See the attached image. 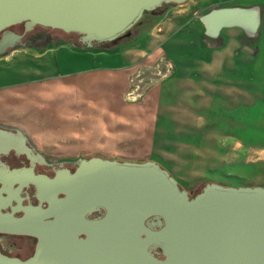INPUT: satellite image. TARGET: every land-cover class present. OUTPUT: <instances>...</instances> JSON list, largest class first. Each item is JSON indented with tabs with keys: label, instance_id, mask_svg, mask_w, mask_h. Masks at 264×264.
Masks as SVG:
<instances>
[{
	"label": "rangeland",
	"instance_id": "obj_1",
	"mask_svg": "<svg viewBox=\"0 0 264 264\" xmlns=\"http://www.w3.org/2000/svg\"><path fill=\"white\" fill-rule=\"evenodd\" d=\"M230 6L257 8L261 18L255 34L249 35L239 26L224 27L218 37L205 33L206 28L200 16L212 8ZM194 18L198 20H193ZM174 21L177 23L175 24ZM14 29L24 30V25L20 23ZM29 32H32V35L40 34L36 37L42 34L48 35L46 39L35 40L31 43L32 45L45 46L51 40L54 44L63 41L68 49L70 47L76 51L81 49L90 51L94 56L87 59L81 65L82 68L119 64L120 60L116 62L107 60L106 56L101 53L109 55L116 52L128 53L127 59H130L131 68L127 70L131 73L128 91L124 89L128 81L126 75L111 86L104 82L101 84L102 80L107 79V75L100 69L90 70L89 73L81 71L79 74L81 81L86 79L93 82L92 85L95 87L89 94H92V100L95 101L100 97L111 102L114 109L121 105L122 100L144 102L147 87L169 79L173 74L181 75L180 71H176V63L186 55L179 48L181 46L177 43L179 39H187V43H183L186 42L183 40L182 45L188 44L185 47L195 57H202V54L203 56L207 54L209 57L211 53L214 62L202 66L194 65L185 71L186 83L181 85L180 95L186 94L187 98L183 101L173 99L179 95L178 90L181 87L177 85L176 80H166L161 90L160 107L172 98L170 106L161 108L158 121L145 132L146 139L140 142L136 140L129 144L119 143L116 151L132 153L135 157L133 161L155 160L159 162L179 180V184L191 195L198 193L208 182L236 187L264 186V0H189L184 4L163 5L155 13L144 14L131 30L116 41L93 48L84 47L75 35H66L60 30L36 26ZM159 44L161 50L156 52ZM198 44L202 49L199 55ZM60 54L62 52L57 54L60 59L58 65L60 62L62 69L63 56ZM48 60L44 58L40 62ZM20 61V58L16 57L17 67L21 66L17 63ZM227 64L235 67L237 75L250 76L251 80L248 82H251V87L247 82H245L248 84L246 89L240 86L243 81H235L232 85L225 84L226 86L222 84L221 86L225 88L221 89V95L228 99L222 96L218 98L219 102H223L221 104L213 98L217 85L206 81L203 83L206 89L202 91L199 87L200 81H197L194 75L202 73L205 77L207 75L215 79L219 76L222 78L221 74L227 73ZM9 65L10 62H0L1 76H6L5 67ZM51 65L50 70L55 67L53 62ZM66 70L69 71L72 68ZM13 79L23 80L24 76L16 75ZM46 87L47 85H44L42 89L45 91ZM173 90L177 94H174L175 92L172 94ZM192 95H196L194 99L190 98ZM150 97L152 98L153 95ZM64 99L68 100L71 105L73 100L71 97L65 96ZM53 102L57 103L54 100L50 103L43 101L44 108L40 107L41 110H37L38 116L34 120V126L52 128L57 125L56 118L52 117L57 109L56 104L51 106ZM59 106L61 110L66 109L67 103L59 102ZM0 113L8 116L6 113L3 114L2 109ZM185 134V138L182 137ZM46 150V154L60 157L101 155L112 158L105 152L102 154L51 152H62L56 147H49Z\"/></svg>",
	"mask_w": 264,
	"mask_h": 264
},
{
	"label": "water",
	"instance_id": "obj_2",
	"mask_svg": "<svg viewBox=\"0 0 264 264\" xmlns=\"http://www.w3.org/2000/svg\"><path fill=\"white\" fill-rule=\"evenodd\" d=\"M187 1L0 0V33L3 32L0 50L14 46L36 26L76 33L85 47H97L119 39L146 12L165 4ZM225 11L247 12L253 24L233 17L217 19ZM260 18L256 7L241 6L212 8L200 16L205 33L212 37H218L227 26L242 27L253 35ZM20 23L25 26L24 33L6 32ZM21 135L17 137L0 128V149L13 147L32 154L27 137ZM80 161L78 171L71 176L73 185L105 186L106 194L127 195L128 201L137 204L141 223L155 216L158 219L155 224L163 225L150 234L165 259L143 251L141 256H146L148 264H264V186L236 187L208 182L191 196L179 180L155 160L120 161L93 156ZM45 182L53 181L47 178ZM148 231L141 229L140 232Z\"/></svg>",
	"mask_w": 264,
	"mask_h": 264
},
{
	"label": "flooded vegetation",
	"instance_id": "obj_3",
	"mask_svg": "<svg viewBox=\"0 0 264 264\" xmlns=\"http://www.w3.org/2000/svg\"><path fill=\"white\" fill-rule=\"evenodd\" d=\"M26 34L21 40L31 43L48 36ZM0 128L25 135L1 122ZM27 144L32 154L0 149V264H148L143 251L165 259L150 234L163 226L155 224L157 217L141 223L137 204L127 195L106 194L105 186L71 183L82 158L103 156L60 157L39 150L28 138ZM47 178L53 182H45Z\"/></svg>",
	"mask_w": 264,
	"mask_h": 264
},
{
	"label": "crops",
	"instance_id": "obj_4",
	"mask_svg": "<svg viewBox=\"0 0 264 264\" xmlns=\"http://www.w3.org/2000/svg\"><path fill=\"white\" fill-rule=\"evenodd\" d=\"M196 19L198 20V18H194L193 20ZM174 22L175 24L177 23V21ZM183 40L186 41L183 43H187V39H179L177 42L181 45L179 48L186 55L179 60L180 62L176 63V71H180L181 75L173 74L169 79L147 87L144 93V102L122 100L121 105L116 107V109H114L111 102H107L100 97L93 101L91 98L92 94L89 95L92 93V88L95 87L92 85L93 82H89L86 79L81 81L79 74H81V71L89 73L90 70L98 71L97 69H100L105 71L107 75V79L105 81L102 80L101 84L104 82L111 86L117 83L118 80H121L123 75H126L128 81L124 89L128 91L130 82L129 75L131 74L127 71L128 68L129 70L131 69L129 64L130 59H127L128 53L116 52L110 55L108 53H101L106 56L107 60L115 62L120 60L119 64L82 68L81 65L94 55L88 50L81 49L76 51L70 47L68 49L63 41L54 44L51 40L45 46L32 45L14 49L6 55L0 56V62H10V65L5 67L6 76L0 75V109H2L3 114L6 113L8 115L6 116L0 113V122L21 129L32 144L43 152L47 151L46 148L56 147L60 149L58 151L62 152H51L67 154H102V152H105L111 155L112 158L133 160L135 157L132 153L117 152V146L119 143L129 144L136 140L140 142L146 139L147 136L144 137L145 132L158 121L161 108H167L173 101L171 98V100L163 104L164 106L162 105L160 107L162 102L161 90L165 86L166 80H176L177 85L181 87L182 84L186 83L185 71L188 67L198 64L202 66L214 62V57L211 56V53H209V57L207 54L206 56L202 54V57H195L185 47L188 44L185 46L182 45ZM161 42L163 43L164 41ZM159 45L157 46L159 48L156 49V52L161 50V45ZM197 46L199 55L202 49L199 44ZM59 52H62L60 55L63 56L62 69L60 68V62L58 65V60L60 59L57 54ZM16 57H19L21 60L17 62L21 64L19 67L16 66ZM44 58H48L49 60L41 63L40 60ZM51 62L56 67H53L52 70H50L52 66ZM67 68H72V70L67 71ZM230 70L233 71L231 72ZM235 70V67L227 64V73L221 74L222 78L219 76L218 79L211 78L207 75L205 77L202 73L193 75L197 77V81H200L201 85L199 87L202 91L206 89L203 85L206 81L217 85V90L214 92L213 98L218 103L220 101L218 98L221 96L224 99H228V97L225 98L221 95V89L225 88L221 86L222 84L226 86L225 84L232 85L235 81H243L240 86L246 89L248 84L245 82H247L251 87V82H248L251 80L250 76L246 74L237 75ZM16 75L24 76V79L19 81L13 79ZM44 85H47L45 91L42 89ZM151 91H155L156 93L153 94ZM178 91H180L179 95L173 99L183 101L187 98L186 94L184 96L180 95L182 93V87ZM173 93L177 94L174 90L172 91ZM150 95H153V97L151 98ZM65 96L73 99L71 105L68 100L64 99ZM195 96L192 95L190 98L194 99ZM53 100L57 101V103H51V106H54V104L57 105V109L52 115V117L56 118L57 125L52 128L34 126V120L38 116L36 112L37 110H41L40 107H43V101L50 103ZM59 102H66L67 108L61 110ZM214 104L216 105V102ZM153 128L155 129V127ZM185 136L186 134L182 135L184 138Z\"/></svg>",
	"mask_w": 264,
	"mask_h": 264
},
{
	"label": "trees",
	"instance_id": "obj_5",
	"mask_svg": "<svg viewBox=\"0 0 264 264\" xmlns=\"http://www.w3.org/2000/svg\"><path fill=\"white\" fill-rule=\"evenodd\" d=\"M159 9V8H158ZM158 9H156V10H154V11H152L151 13H155V12H157L158 11ZM146 13H148V12H146ZM145 13V14H146ZM23 24V23H22ZM24 25V24H23ZM16 26H19V24L18 25H14V26H11V27H9L7 30H6V32H14V31H16L14 28L16 27ZM39 27H42V28H44V29H53V28H48V27H43V26H39ZM14 30V31H13ZM55 30H59V29H55ZM23 30H21V32H22ZM60 31H62V30H60ZM64 34H66V35H75L76 37H77V39H78V41H79V35L78 34H76V33H66V32H64V31H62ZM2 35H3V32L2 33H0V40H1V38H2ZM28 37H30L31 35H32V32H29V33H27L26 34ZM81 43V42H80ZM28 45H31V41L30 42H28V41H26V39H23V40H21L20 42H18L15 46H12V47H9L8 49L6 48V50H4V51H1L0 50V56H3V55H5V54H7L8 52H10L12 49H15V48H19V47H25V46H28ZM201 191V190H200ZM199 191V192H200ZM197 194V193H196ZM195 194V195H196Z\"/></svg>",
	"mask_w": 264,
	"mask_h": 264
},
{
	"label": "bare ground",
	"instance_id": "obj_6",
	"mask_svg": "<svg viewBox=\"0 0 264 264\" xmlns=\"http://www.w3.org/2000/svg\"><path fill=\"white\" fill-rule=\"evenodd\" d=\"M220 16L221 17H219L217 19H222L223 20V19H229L230 17H233V19L239 18V19H235V20H244L246 23H248L250 25L253 24V18L247 12L246 13H242V12H239V11H234V12H231V13H227V11H225L224 13H221ZM212 20L210 22L211 23V30L214 29V25H213Z\"/></svg>",
	"mask_w": 264,
	"mask_h": 264
}]
</instances>
